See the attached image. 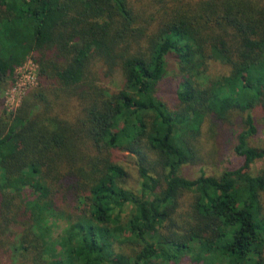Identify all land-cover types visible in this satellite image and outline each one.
<instances>
[{
  "label": "trees",
  "instance_id": "16d2710c",
  "mask_svg": "<svg viewBox=\"0 0 264 264\" xmlns=\"http://www.w3.org/2000/svg\"><path fill=\"white\" fill-rule=\"evenodd\" d=\"M28 56L37 85L0 111V248L17 264H264V0H0V87ZM203 126L233 132L241 162L188 177Z\"/></svg>",
  "mask_w": 264,
  "mask_h": 264
},
{
  "label": "rangeland",
  "instance_id": "374dc122",
  "mask_svg": "<svg viewBox=\"0 0 264 264\" xmlns=\"http://www.w3.org/2000/svg\"><path fill=\"white\" fill-rule=\"evenodd\" d=\"M228 73L229 69L225 66L218 62H213L206 74L207 76L214 77L227 75ZM100 81L111 90L118 87V81L115 78H103ZM176 81V66L170 65L163 81L160 83L158 91L160 98L169 106H173V103L176 101ZM37 82V63L29 56L22 66L16 68L13 82L7 86L0 87V111L5 110L9 112L15 110L26 91L36 86ZM253 114L257 123V132L250 138V142L255 146H264V110L259 106L253 111ZM232 133L228 131L225 134L219 133L216 136L208 130L207 126H203L198 142L202 160L200 163L183 167L182 173L188 177H196L201 173L218 176L223 170L238 165L241 162V158L234 151L236 140L233 135L234 133ZM115 158L127 168L131 177L130 183L135 187L137 171L134 155L128 151L117 150ZM263 167L264 160H258L252 165L251 172L255 174ZM48 195L47 193V197ZM261 201L264 208V192L261 194ZM9 238L10 241H16V232H12ZM16 258V254L12 252L10 245L0 248V264H17ZM157 264H192L191 254L183 256L178 263L159 261Z\"/></svg>",
  "mask_w": 264,
  "mask_h": 264
},
{
  "label": "built area",
  "instance_id": "2783aa9c",
  "mask_svg": "<svg viewBox=\"0 0 264 264\" xmlns=\"http://www.w3.org/2000/svg\"><path fill=\"white\" fill-rule=\"evenodd\" d=\"M28 57H29V56H28ZM28 57H27V58H28ZM27 58H26V59H27ZM23 63H24V62H23ZM20 66H22V64H21ZM20 66H19V67H20ZM17 68H18V67H17Z\"/></svg>",
  "mask_w": 264,
  "mask_h": 264
}]
</instances>
